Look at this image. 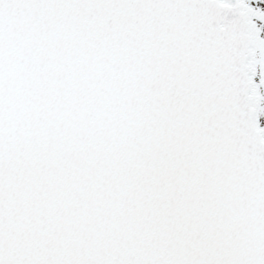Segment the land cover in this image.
<instances>
[{
	"label": "snow or ice",
	"instance_id": "obj_1",
	"mask_svg": "<svg viewBox=\"0 0 264 264\" xmlns=\"http://www.w3.org/2000/svg\"><path fill=\"white\" fill-rule=\"evenodd\" d=\"M0 264H264V0H0Z\"/></svg>",
	"mask_w": 264,
	"mask_h": 264
}]
</instances>
